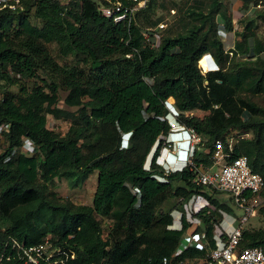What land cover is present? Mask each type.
<instances>
[{"label":"trees","instance_id":"trees-1","mask_svg":"<svg viewBox=\"0 0 264 264\" xmlns=\"http://www.w3.org/2000/svg\"><path fill=\"white\" fill-rule=\"evenodd\" d=\"M240 1L247 11L260 0ZM100 3L105 1L64 6L58 0H20L16 12L0 11V121L9 124L0 137L6 143L0 153V251L11 240L32 246L48 235L53 245L73 255L64 264H161L187 228L183 218L180 229L170 228L173 210L180 212L181 203L200 192L186 168L163 174L153 158L143 169L151 147L157 142L155 157L169 129L164 101L182 113L176 122L201 139L195 165H211L213 143H224L229 130L247 131L252 138L240 139L231 156H245L250 170L264 180V108L250 99L264 98V38L253 32L255 19H240L228 57L215 31L216 18L225 31L232 30L224 0H192L183 12L177 7L181 30L161 33L152 47L142 32L160 23L161 17L152 18L155 0H147L129 25L100 16ZM31 9L39 27L25 18ZM259 17L264 22V15ZM14 18L17 26L12 28ZM47 44L63 57L80 55L84 67L58 65ZM204 54H210L216 71L201 74L203 57L205 70L214 67ZM7 68L19 78L7 74ZM21 78L41 84L27 88ZM12 85L17 92L6 89ZM58 90L66 92L63 104L74 111L57 106ZM193 110L208 114L201 119L184 114ZM46 116L68 122L66 132L48 129ZM127 132L128 145L119 149L120 136ZM22 138L34 143V152L7 158ZM92 172L95 187L88 206L48 190L54 179L68 178L73 186ZM198 217L202 227L197 231L204 230L208 250L219 215ZM102 220L109 225L105 236ZM245 227L238 248L264 251V228ZM206 250L188 248L179 259L200 257Z\"/></svg>","mask_w":264,"mask_h":264},{"label":"built area","instance_id":"built-area-1","mask_svg":"<svg viewBox=\"0 0 264 264\" xmlns=\"http://www.w3.org/2000/svg\"><path fill=\"white\" fill-rule=\"evenodd\" d=\"M104 1L105 4L100 3L97 6L100 16L114 24L129 25L136 12L144 7L147 0ZM20 5V0H0V11L6 10L11 14L16 12ZM162 29V23L157 24L152 30H143L142 37L153 47L156 45L155 42H158ZM261 54L264 55V50ZM185 130L189 146L194 153L200 148L201 139L193 130ZM8 131L9 124L0 121V137L6 135ZM212 149L209 167H204L202 164L195 165L192 160L193 155L186 161L185 168L193 174L192 183L200 188V192L192 194L183 201L180 212H175L177 220L175 223L174 220L172 221L170 228L180 229L181 218L187 228L173 251L163 257L160 263L169 264L173 261L174 264H264V251L261 248H238L244 227L249 219L257 214L261 206L260 193L264 189V180L250 170L245 156H231L232 146L228 140H224V143L216 140ZM34 150V143L28 138H22L19 146L11 149L7 158L16 155L28 156ZM207 152L208 150L204 151V153ZM203 193H206L208 198L202 195ZM213 201L227 209L217 207ZM234 210L239 212L237 216H234ZM212 212H216L219 219L211 233L213 247L206 250L205 232L202 229L197 231V228L202 227L198 214ZM188 248L206 250V252L200 257L179 259ZM68 257L72 259L73 255H68L61 246L53 245L50 236H46L41 243L32 246H24L15 240H11L9 245L4 244L0 251V264H64Z\"/></svg>","mask_w":264,"mask_h":264},{"label":"rangeland","instance_id":"rangeland-1","mask_svg":"<svg viewBox=\"0 0 264 264\" xmlns=\"http://www.w3.org/2000/svg\"><path fill=\"white\" fill-rule=\"evenodd\" d=\"M60 2V4L66 6L71 2H79V0H58ZM226 2V1H225ZM258 6H256V8L253 7V9H251L249 12L246 13L245 16L241 17V19H255V24L256 27L254 28V33L255 36L258 39H263L264 38V22L261 20V18L259 17V15H264V0H260L258 2ZM192 4V0H155V6L153 7V15L152 18H156V17H161L160 23H162L163 25V29L161 30L162 34H166V35H170V34H174L175 32L181 30L179 24L177 23L178 17L181 16V12L184 11V9L187 6H190ZM180 9V11H178V8ZM33 9H31L28 13H26L27 15H25V18L28 20V22L32 25V26H37L39 27L40 21L35 18V16L32 14ZM184 19V17H183ZM186 21V19H184ZM241 20V21H243ZM241 21H238L237 23L234 24V27H238L239 29H241L242 24ZM159 23V24H160ZM218 23V22H217ZM17 26V20L14 18L11 22V27L15 28ZM156 27H151L150 29H154ZM222 26L218 24H216V36L219 38V40L221 41V43L223 44V50L224 53H227L228 50H231V48H233V45L231 47H228V42L226 41L225 37H223L225 34L223 35H219L218 29L221 30ZM229 36V39H231L232 42H236V36L234 34V32H232V34H228L227 37ZM226 37V38H227ZM159 42H155V44H158ZM47 51L49 56L58 64V65H66V66H78L81 67L84 65L81 62V56L80 55H68L66 57H63L61 55H59V53L57 52V49L55 47V45L53 44H47L46 45ZM228 57H231L230 54ZM261 57L264 58V55L261 54ZM204 57L201 59V61L198 62V67L202 69V74H205L207 71L209 70H213L215 67H209L206 69L205 72V67L202 63ZM87 68V67H86ZM218 68V66L216 67V69ZM7 74H9L11 77L13 78H19L17 76H14L7 68ZM39 76L41 78H44V75L41 74L40 72H38ZM21 82H23L27 88H31L33 86V84L39 85L41 84L39 81L34 82V80L31 79H27V78H21L20 79ZM8 91L10 92H17V86L16 85H12V86H8L6 88ZM2 94V89H0V96ZM66 92L58 90L57 93V97H58V103L57 106L63 110L66 111H74L75 108H69L66 107L63 104V98L65 97ZM251 101H253L257 106L264 108V98L262 96H253L250 97ZM167 105V104H166ZM168 106V105H167ZM172 106L174 107V105L172 104ZM175 108V107H174ZM180 114V113H178ZM187 116H193L195 118L201 119L204 117V115L208 114L207 112H202L199 110H193L187 113H184ZM46 126L48 129H52L55 132H58L59 134H64L67 130L68 127V122H64L61 120H54L51 116H46ZM168 122L170 123V125L172 127H174L173 129H178L179 127L174 123V121L172 120V118H170L168 116ZM171 131H174V130ZM252 138V133L250 132H242V131H237V130H229L225 135H224V139L229 141V144L232 146H235L238 141L240 139L246 140V139H251ZM156 144V143H155ZM155 144L151 147L150 151L148 152V155L146 157L147 161L146 163H149V157L151 156L153 147L155 146ZM6 146V143L4 142L3 138L0 139V153L4 150ZM205 147L202 146V149H204ZM201 150V147L199 148ZM205 151V149L203 150V152ZM95 177L96 174L95 172H92L90 174H88L84 179L83 182L80 184H76L71 186L70 184V180L67 178H61V179H54L52 183L47 184L48 190L51 192H54L57 197H60L62 200L64 201H69L74 205H85L88 206L91 203V197H92V193L94 191V187H95ZM214 197L216 195H213ZM260 204L261 206L259 207L257 214L254 217H251L248 221V224L246 225L245 228H247L250 231H255V230H261L264 228V189L262 190V192L260 193ZM221 200H223V197L221 196ZM216 202V201H215ZM175 203V200H169L166 204H165V209L169 208L170 206H173V204ZM218 204V203H217ZM178 213V212H176ZM234 216H237L239 212L234 210ZM173 215V220L175 223V220H177V215L175 214L174 210L172 212ZM173 223V224H174ZM108 222L106 220H102L101 221V236H105V234L108 231V226L107 225ZM2 225V224H1ZM4 227V226H2ZM1 227V228H2ZM3 229V228H2ZM48 236V235H46ZM45 236V237H46Z\"/></svg>","mask_w":264,"mask_h":264},{"label":"clouds","instance_id":"clouds-1","mask_svg":"<svg viewBox=\"0 0 264 264\" xmlns=\"http://www.w3.org/2000/svg\"><path fill=\"white\" fill-rule=\"evenodd\" d=\"M225 36H226V34L223 37H225ZM233 44H234V42H233ZM222 46H223V44H222ZM204 55H207L211 58V60L214 64V67H215L213 70H209L207 72L216 71L218 69V68L216 69L217 65L213 61L210 54H204ZM166 104L167 103L165 100L164 101V107L168 111V113L166 115V121H167V124L169 126L168 132L166 133L165 136H163L162 146L160 148V152L154 157V150H155L156 145H157V142H156L155 146L153 147L151 156L149 157V160H148L149 163H146L147 159L145 158V161L143 164V169L148 170L149 166H150V162L154 158V163L156 165L160 166L163 174L179 172V171L183 170L185 168V164H186L187 159L190 158L194 154L192 152V149L189 146V143H188L187 132L185 130L188 128H185L182 125L178 124L175 120V116H177L178 113H180V114H182V113L180 111H177V113H176ZM174 107H175V105H174ZM168 116L170 118H172L174 123L179 127L178 129H176V127H175V129H173L174 127H172L170 125V123L168 122ZM172 129L174 131H171ZM130 136H131L130 132L121 134L120 142H119V149H125L127 147L128 140H129ZM166 143H168V146H166ZM160 157H162V161H160ZM175 164H179V168H174ZM166 168H167V172H165Z\"/></svg>","mask_w":264,"mask_h":264},{"label":"crops","instance_id":"crops-1","mask_svg":"<svg viewBox=\"0 0 264 264\" xmlns=\"http://www.w3.org/2000/svg\"><path fill=\"white\" fill-rule=\"evenodd\" d=\"M224 4H226V7H227V13H228L227 16L229 17V20L232 24V30L229 32L225 31V29L222 26V21L220 20V18H216L215 20H216V24H218V26L219 25L222 26L221 30L218 29L219 35L221 36V35L226 33L225 37H227V35L232 34L233 29H235L234 24L237 23L241 19V17L247 13V11L249 9L247 11L243 10L242 3L240 0H224ZM225 39L228 42L227 48L231 47L233 45V42L231 41V39H229V36Z\"/></svg>","mask_w":264,"mask_h":264},{"label":"bare ground","instance_id":"bare-ground-1","mask_svg":"<svg viewBox=\"0 0 264 264\" xmlns=\"http://www.w3.org/2000/svg\"><path fill=\"white\" fill-rule=\"evenodd\" d=\"M205 72H206V70H205ZM166 103L173 111H175L177 113V110L172 106L171 103H169V102H166ZM174 168H179V164H175Z\"/></svg>","mask_w":264,"mask_h":264}]
</instances>
